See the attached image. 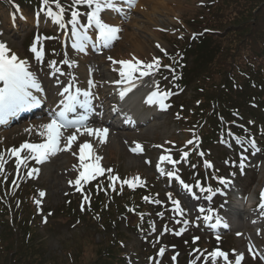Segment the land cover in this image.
<instances>
[{"label": "rangeland", "instance_id": "obj_1", "mask_svg": "<svg viewBox=\"0 0 264 264\" xmlns=\"http://www.w3.org/2000/svg\"><path fill=\"white\" fill-rule=\"evenodd\" d=\"M144 1V0H143ZM257 1V2H256ZM262 0H238V6L246 5L244 12L237 18V21L246 22L248 18L254 16L255 10H259V5L257 4ZM141 0L136 1L135 6H129L125 0H117L116 6L120 9L119 12L115 11H105L102 15L108 16L111 20H116L117 27H119L121 34L128 36V34H139L140 44L139 47L143 48L144 52L137 50L132 43L128 41H119L110 43L107 47L104 44H100L98 48L95 47V40L91 34H88L92 38V42H89V52L88 54L96 55L95 59H79L75 55V50H72L71 43L72 29L67 37L66 50L62 51L59 47V41L61 45V35L62 32L59 28V23L54 21V16L59 12L56 7V3L47 4L50 7L47 9L41 8V6L36 7H24L23 10L18 9L13 6L11 0H2L0 4V43H3L10 50V54L14 53L20 60L26 62L27 68L30 70L42 69L46 72L44 75L51 74L52 76H59L64 79L65 68L68 69L72 76L78 75L82 69L91 70L96 69V65L101 58V54L104 52H110L107 62L110 68L115 70L114 72L120 76L119 63H113V61H126L120 59V57L127 58L129 53H133L139 56L138 61L142 64L154 63L155 60H160L161 56L170 53L173 48V43H177L174 39L179 37H191V32L186 25L182 22L185 20L187 22L190 19H196L201 15V9L206 5L209 0H150L153 5H156L154 9L148 8L145 11V7L139 4ZM241 4V5H240ZM65 5L67 6V17H63L67 20V23L72 25L71 14L72 11H78L81 13L79 19V24L77 29L88 28L94 31V27H88L85 21V15L89 9L86 5H79L80 9H75L73 6V0H66ZM142 8V9H141ZM243 8V7H242ZM51 10L53 16L48 15V11ZM146 12L149 16H144L142 12ZM262 9L260 10V12ZM259 12V13H260ZM161 15H157V14ZM156 17L153 24L149 22V18ZM260 17V15L258 16ZM259 19V18H258ZM232 22V21H230ZM226 23V22H225ZM225 24L223 23V27ZM64 27H62V30ZM227 35L232 34L234 30L230 27H225ZM245 29V28H244ZM36 44L35 48L38 52L42 53L41 57L38 59L37 54L32 51L31 46ZM217 45V42H214ZM234 45V42L230 46ZM98 46V45H96ZM212 45H208L206 52H209ZM100 51L97 53V50ZM96 49V50H95ZM163 49V51H162ZM115 59V60H114ZM67 61V63L65 62ZM135 62V60H129ZM190 63L189 61H187ZM195 60L191 61L190 67L193 66ZM55 65L53 67L52 65ZM195 67V66H194ZM206 67V64L204 65ZM106 69V66H103ZM58 69L59 71H56ZM154 70L153 72L158 71ZM160 70L159 72H161ZM52 72V73H51ZM59 73V75L57 74ZM106 75V80L110 81L113 79L111 72ZM201 73V69L195 72L194 76L197 78ZM74 74V75H73ZM216 81L220 80V76L216 75L214 78ZM194 84V83H193ZM74 88V84H71ZM207 89L208 86H207ZM192 94H184V101H188V96ZM187 102L185 105H188ZM194 104L191 105L193 107ZM174 116L166 112L162 116H159L155 121L152 122L151 126H146L145 130L141 134L137 135L136 132L129 137L125 133L121 132V135L117 138L111 137L105 138L106 145L99 147L95 143V148H99V153H95L96 156L100 157L99 160L100 167L104 170L110 168V172L116 175L127 174V178H134L135 173L138 172L145 180L150 181V188L164 192L162 198L156 199L152 205L160 207L159 216L167 221L169 224L161 225L156 227L152 222L150 232L144 234L135 235L134 231H131L125 224L121 225L120 231L127 232L130 239L127 245L124 246V250L127 253L122 264H143L140 262V254L145 251L144 246H147L146 237L150 235L155 237L157 242L163 241L167 242V238H170L171 244L180 243L181 239H193L197 244L198 242L211 243L210 235L216 234L219 236H229L225 246L230 247L231 243H234L237 248V252L234 254L235 259L238 255H243L242 264H264V209L260 207L261 205V194L264 193V157L261 155L257 148H251L248 152L250 158L247 163L244 164L247 171H243L240 167L241 163L236 161V158H244L245 156L240 152L239 148L235 149L237 154L232 155V141L221 140L218 146L210 147L211 151V164L213 167L225 165L229 166L234 170L232 176H225L222 179L230 181L225 185V195L231 196V199L220 198L222 195H218L213 198L212 204H210L209 210L214 212L215 222L220 220L222 223L228 222V226L233 228L228 233L220 231L216 224H209V222L204 221L203 217L200 215L199 210L205 209L207 206V201L199 197V194L194 191H187L184 187L178 185V180L185 179L182 171L172 169V164L166 161V167L164 170L157 172L156 167L144 165L145 159L149 158L146 155L134 156L129 153L132 151L135 144H140L141 140L145 141L147 145L150 143L165 144V140L169 139L172 134H176V123L172 120ZM12 128V127H11ZM7 128V129H11ZM6 133L5 136L0 137V163H3V170L0 171V175H11V171L14 173L15 178L11 181V194L17 187L18 183L24 180H29L37 188V193L35 195V205L37 208V214L40 217L39 225L33 227L32 230L35 234H31V239L37 245L34 246V250L31 248L30 261L33 264H47L48 262L56 261V264H74L70 259L69 253L73 257H78V262H83L84 264H91V262L97 258L93 253L97 247L91 246L95 242L87 241L86 233L83 228H78L75 230H70L69 224L59 225L57 221H53V218L49 219V224L45 225V220H47V212L51 209H55L63 201V195L68 193L69 189H72L75 181L78 177L72 176L70 171L72 170V165L80 164L79 152L76 155L77 161L71 160V152H77L78 146L68 150L58 151L55 155H50L49 158L39 165L35 163L34 169H38L37 172H31L30 174H22L19 170L14 168L13 155H11L10 150L19 149L25 142L33 143L34 139L43 138L40 135V131L32 132L31 134L25 133ZM127 137L129 139H127ZM237 143V142H236ZM35 144V143H34ZM67 144V141L65 145ZM64 145V147H65ZM218 150L224 151V154L216 153ZM23 152V151H22ZM20 153L21 163L25 161V154ZM164 156L175 157L176 152L173 150L171 153H163ZM233 160V162H231ZM66 162L67 164H64ZM209 162H205L204 169L207 171L209 167L207 165ZM211 165V166H212ZM184 167V165L182 164ZM212 167V168H213ZM172 169L173 174H179L178 177L167 175L163 176L165 170L170 171ZM195 169V168H193ZM190 174L189 172H187ZM59 179V181H54V179ZM230 178V179H229ZM154 184L152 183L153 180ZM193 179V177L191 178ZM71 182V183H70ZM249 183H255L256 190L255 195L257 196L259 202L255 199L248 201L245 206H242L240 202H234L232 200V191L240 192L245 189L246 194L254 190V187H250ZM224 184H222L221 189H224ZM175 189V190H174ZM173 191L175 198H169L168 195ZM9 203L11 201L10 195L7 191H4ZM40 193H44L43 196ZM173 200L180 201V207L183 210L182 214H177L174 211ZM39 202V204L37 203ZM256 203V204H255ZM248 204H255L254 207H249ZM10 210L9 217L6 219H14V210H11L13 206L9 203L7 205ZM228 210L225 216L224 209ZM24 213L21 212L20 217ZM25 218H29L27 215ZM19 218L17 217L16 223ZM0 221H4V217L0 215ZM6 221V220H5ZM1 224V222H0ZM213 225H216L213 227ZM215 229V230H212ZM73 231H75L73 233ZM16 233V235L14 234ZM23 235L20 229L10 227L9 224L0 225V264H11V252L15 251L14 257L17 258L18 252L27 247V239L25 237H20L18 233ZM21 235V236H22ZM29 238V239H30ZM92 238V237H91ZM198 238V239H196ZM90 239V238H89ZM94 241V240H93ZM96 243H99V237H96ZM181 251L179 256H169L167 253L165 258L161 260L160 253L155 252L154 256L151 258L150 263L145 264H175L176 260L181 259L183 254V249L180 246L177 247ZM251 249V250H250ZM69 251L66 253V251ZM28 251V250H27ZM27 251L21 252V255ZM217 251V250H216ZM220 251V250H218ZM161 252V251H160ZM225 252V251H222ZM82 254V256H81ZM260 255V259L256 256ZM39 256L42 257L40 261ZM228 261L225 262L223 258H217L214 264H230L232 262L231 254H228ZM175 257V259H173ZM199 257V256H198ZM198 257H190V262L187 264H213V260L210 256H201L199 260ZM233 258V257H232ZM246 260V261H245ZM13 264V263H12ZM19 264H25V262H20Z\"/></svg>", "mask_w": 264, "mask_h": 264}, {"label": "snow or ice", "instance_id": "obj_2", "mask_svg": "<svg viewBox=\"0 0 264 264\" xmlns=\"http://www.w3.org/2000/svg\"><path fill=\"white\" fill-rule=\"evenodd\" d=\"M49 0H43V3L47 5ZM117 0H73V5H86L89 11L87 12V21L88 27L95 26L99 32V40L103 42L104 46L107 47L113 40L118 39V33L120 29L109 23H106L102 19V13L105 11H115L119 12L120 9L116 6ZM126 3L131 6H135L136 0H126ZM56 7L59 9V12L55 14L54 21L60 23L63 20L64 9L61 7L59 0H56ZM49 16H53L51 10L48 11ZM81 13L79 11H72L71 14V23L73 25L72 35L75 37V43L73 47L78 51H84L86 43L89 41L90 37L87 34V28H84L83 31L77 30V25L79 24V17ZM33 52L37 54L39 59L42 53L38 52L35 47L32 49ZM163 51V49H162ZM135 59V58H134ZM67 63V61H65ZM113 63H119L120 67V76L122 80L118 83H126L128 86L120 92V97L123 99L128 92L134 87V74L139 73L140 76H147L152 74L154 70H157L160 66L159 60L154 59V63L142 64L141 61L135 60L131 61H113ZM55 67V65H52ZM56 71H59L56 69ZM0 82L3 83V87H0V122H3L7 116L14 115L18 111L23 110L25 107H31L38 105L40 100L32 94L30 89H35L37 92L41 91L40 85L37 82L34 75L28 71L26 62L20 60L14 53L10 54V50L3 43H0ZM91 84V81L89 82ZM67 96L61 101L62 108L57 113H54L53 118L49 123L42 125L44 131L40 132V135L45 138L43 143L32 144L25 142L20 146L19 149L10 150L11 155L17 158V167L20 166L21 158L20 153L24 150H27L32 154V158L36 160L37 163H43L50 155H55L58 151L70 149L73 142L76 141L77 136L72 134L67 137V144L63 149L60 148V141L62 137V129L75 128L76 132H86L89 136H96L103 143L104 139L107 136V129L96 128L92 129L87 126V115H81L77 119L69 120L68 114L75 113L77 108L85 109V112L91 111V99L92 93L89 91L81 92L80 89H76L75 92H71L70 88H65L60 95L62 97ZM168 93H159L153 92L147 103L153 104L159 102L161 107H164L163 101L167 98ZM83 97V99H81ZM191 143V141H189ZM252 146L255 147V142L251 141ZM139 148V145L137 146ZM187 154L185 153V157ZM101 158L96 156L92 145L89 143H83L79 148V160L80 167L83 169L80 172L79 178L75 181L76 185H80V181L83 180L87 183L90 179H93L95 176L102 174L104 169L100 167L99 160ZM243 159L241 161V169H243ZM2 160V157H0ZM167 160L173 165L176 163L172 161L169 156L161 157V161ZM211 167V165H207ZM3 170V163H0V171ZM38 169H33V172H37ZM111 171V170H109ZM169 176H173V173H169ZM113 180L116 178L113 177ZM139 182V178H136ZM71 183V182H70ZM125 184H128L129 187H132L133 184L130 181H124ZM183 184V181H181ZM221 184L227 185L230 181L220 179ZM183 187L191 192L192 189L189 185L183 184ZM199 187V184H197ZM78 190L79 187H78ZM203 191V189H202ZM211 192V189H208ZM41 196L44 193H40ZM262 203L260 207L264 209V193L261 194ZM87 200V197H85ZM39 204V202H37ZM174 211L177 214H182L183 210L180 207V201L173 200ZM203 212V209H200ZM205 221L211 220L210 216L204 217ZM220 223L217 220L216 224ZM216 225H213L215 227ZM227 227V225H224ZM198 239V238H196ZM251 250V249H250ZM164 250L161 249L160 254L163 255ZM213 260V264L217 258H223L225 262L228 261V256L222 251H214L210 254ZM175 259V257H173ZM243 260V255H238L235 261V264H241Z\"/></svg>", "mask_w": 264, "mask_h": 264}, {"label": "trees", "instance_id": "obj_3", "mask_svg": "<svg viewBox=\"0 0 264 264\" xmlns=\"http://www.w3.org/2000/svg\"><path fill=\"white\" fill-rule=\"evenodd\" d=\"M238 4V0H214L209 10H207V14L202 15L201 18L192 24V29L197 35L196 39H198L199 46H204V48L202 47L201 60H204V63L208 65L200 76L201 81L209 80V78L215 76V73L218 76L222 74V83L217 87L219 95H228L234 90L242 89L243 99L248 101L251 98L250 93L263 94L264 85L256 83H262V78L264 77V0L257 4V7L259 5V10H255L254 16L252 18L249 17L243 23L237 21V18L244 12L246 5H242V8ZM261 9L262 11L260 12ZM259 15L260 17H258ZM223 23L225 24L224 27ZM225 27L232 28L234 30L233 35H227ZM205 29L208 32L199 35ZM215 41L217 45L214 43ZM232 42H234V45L230 46ZM207 45H212L209 52L204 51L208 47ZM211 62H213L212 66H210ZM237 73L238 77H236ZM243 82L252 83L245 84ZM200 84L202 85L203 83ZM199 90L203 91L201 87H199ZM232 102L230 101L229 104L232 105ZM239 114L241 115L242 113L239 111ZM91 237L88 235L87 240L92 242L94 238ZM34 246L33 243L27 242V247L22 249L21 252L28 251L23 255L18 252L17 258L14 257L16 252L12 251L11 264H19L20 262L33 264L30 261V250L31 248L34 250ZM115 246L117 244L113 242L107 250H103V253L108 258H113L115 253L113 248ZM115 249L117 250V247ZM103 259L97 258L96 264H102ZM41 261L42 257L39 262ZM72 262H77V257ZM56 263V261H53L47 264Z\"/></svg>", "mask_w": 264, "mask_h": 264}, {"label": "bare ground", "instance_id": "obj_4", "mask_svg": "<svg viewBox=\"0 0 264 264\" xmlns=\"http://www.w3.org/2000/svg\"><path fill=\"white\" fill-rule=\"evenodd\" d=\"M142 2H139V4H141L142 6H144L145 11H148V8L154 9L156 5H153V3L150 2V0H141ZM142 9V8H141ZM146 12H142V14L144 16H149L147 15ZM157 15H161V14H157ZM105 19H104V18ZM103 20L106 23H109L110 25H113V23L111 22V20L108 21V19L105 16H102ZM157 20L156 17H151L149 18V22L150 23H154ZM154 21V22H153ZM157 24V23H155ZM155 24H153L155 26ZM113 26H117V25H113ZM118 36L120 35V38L122 41H128L129 43H132L131 45L134 46L137 50L139 49L140 52H144L143 48L139 47L140 44V39H139V34L135 35V34H128V36H124L121 34H117ZM89 48L85 45L84 47V51H78L76 49L77 54L81 57L86 59V57H88L87 53H88ZM107 56V54L103 55V59H100L99 62L96 64L98 66H106L107 70L105 69L104 71H99L98 69H94L91 71L90 76H91V84L88 90H85L81 87V85L79 86V89L81 90V92L83 91H89L92 93V99H91V110L94 111V114L100 112L105 106L109 105V104H113L115 102L114 100V95L111 92V90L109 89H105L102 82H100L99 78L100 77H105V73L106 72H111L109 70V66L107 65V61L105 60V57ZM91 59H94L93 56H90ZM113 78L115 79V83L113 84H106L107 87L112 88V87H127L128 85L126 83H118L120 82L122 79H118L117 75L114 72H111ZM134 77L135 74H134ZM37 82L40 85V89L41 91L37 92L35 89H30V91L32 92V94L34 96L37 97V99L42 100V99H49L52 100V102L58 106V102L59 100H63L65 99V97L67 96V93L65 94L64 97H62L60 95V93H62L64 91L65 88H67V86H64L63 89V84L60 82V80H56V79H50V81H44V80H37ZM123 89H120L119 91H122ZM81 99H83V97H81ZM37 105L31 106V107H36ZM62 107V106H61ZM59 107V109L61 108ZM56 109V110H59ZM18 114H20L18 112ZM72 117H70V120H74L77 119L79 116L81 115H87L89 116L90 111L85 112V109L82 108H77V111L75 113H69ZM43 115V113H42ZM49 117L53 118V114L49 113L46 114L44 117H38L35 119L30 118L28 121L26 119H24V121H20L18 122V127H14L13 130L10 129V132H16V131H26V130H32V129H38L41 128L42 130H44L42 128V125L49 123ZM17 113L14 115H10L7 116L3 122H0V125H9L8 120H10V123L17 121ZM32 119V120H31ZM14 120V121H11ZM152 119L149 121H146V123L141 124V125H137V129H143L145 128L146 125H150L152 123ZM87 126L92 128V129H96V128H101V129H107V135L108 136H114V137H118L119 136V130L112 128L110 125H108L106 122H103L99 119L96 118H89L86 121ZM17 126V125H16ZM136 128H134L133 130H135ZM83 130H81V132L78 133H82ZM75 134L74 130H62V137H61V141L60 143H62L64 140L67 139L68 136ZM6 133L3 132L2 134H0V137L5 136ZM93 138V136H92ZM98 145H100L99 142H96ZM54 181H59V179L55 178Z\"/></svg>", "mask_w": 264, "mask_h": 264}]
</instances>
